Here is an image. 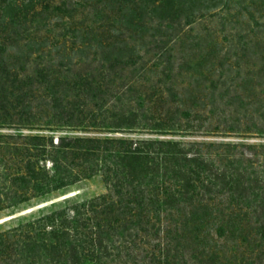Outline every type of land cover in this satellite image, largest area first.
Masks as SVG:
<instances>
[{
    "label": "trees",
    "instance_id": "1",
    "mask_svg": "<svg viewBox=\"0 0 264 264\" xmlns=\"http://www.w3.org/2000/svg\"><path fill=\"white\" fill-rule=\"evenodd\" d=\"M82 1L113 5L116 0ZM132 2L139 9L176 0ZM26 3L13 0L9 9L13 16L31 13L35 19H3L0 25V127L22 130L43 122L31 117L38 109L31 99L40 95L48 102L43 127L49 130L148 126L172 132L184 126V118L174 115L148 118L160 97L141 101L145 119L136 102L113 110L114 101L105 102L102 76L113 71L100 66L82 72L95 65L96 56L113 69L130 65L133 48L121 28L138 34L146 19H104L121 26L111 29L101 19H53L66 11L55 0ZM56 48L63 54L58 63L51 57ZM25 51L47 59L33 71L28 61L25 67L8 61V54ZM71 62L76 67L61 73ZM202 146L208 148L196 149ZM212 147L170 140L1 135L0 211L97 174L108 192L1 229L0 264H264V171L244 166L253 162L256 167L258 155L246 157L236 144Z\"/></svg>",
    "mask_w": 264,
    "mask_h": 264
},
{
    "label": "rangeland",
    "instance_id": "2",
    "mask_svg": "<svg viewBox=\"0 0 264 264\" xmlns=\"http://www.w3.org/2000/svg\"><path fill=\"white\" fill-rule=\"evenodd\" d=\"M12 1L0 0V25L3 19H35L31 13L13 16L15 13L9 9ZM132 1L116 0L113 5L96 1L95 5L94 1L55 0V3L65 4L63 11H66L56 14L53 19L62 21L60 19H68L71 15L74 19H101L103 25L106 24L104 19H146L147 25L138 34L121 28L119 23L107 21L106 25L112 26L111 29L126 31L129 46L133 48L130 55L134 54L130 65L113 69L111 62L99 63L101 56H96L95 65L84 66L82 72L91 69L96 72L100 66L102 70L113 71L102 74L106 77L104 84L108 89L105 102L114 101L113 110L121 111L124 108L120 109V106L125 104L129 108V103L136 106V102L140 104L139 113L145 119L146 104L141 101L160 97L158 107L148 113V118L156 114L183 117V127L186 128L172 132H158L148 126L135 131L84 127L49 130L43 127L46 125L44 119L49 117V111L45 109L48 102L40 95L31 99V104L40 108L31 117L43 122L22 126V130L0 127V136L21 133L45 135L56 140L61 135L170 140L213 145V150H218L220 145L236 144L239 146L237 151L246 157L250 153L258 155L257 166L249 162L244 165L246 168L264 171V0H176L158 8L146 3L139 9L133 7ZM59 33L57 31L56 35ZM43 34L38 33V36ZM119 40L125 42L124 37ZM59 52L56 48L51 55L55 63L62 61L63 54ZM64 54L67 57L69 53ZM76 55L75 52L72 54ZM7 56L8 61L17 66L25 67L28 61L29 71L38 65L41 67L47 59V55H39L40 58L36 59L35 55H27V51ZM75 65L71 62L61 73H68ZM107 192L104 177L97 174L0 211V230L84 203Z\"/></svg>",
    "mask_w": 264,
    "mask_h": 264
}]
</instances>
